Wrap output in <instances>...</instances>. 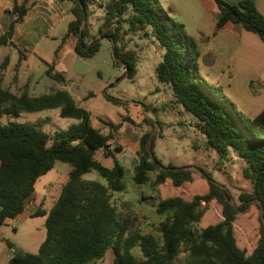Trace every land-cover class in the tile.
Listing matches in <instances>:
<instances>
[{"label": "trees", "instance_id": "16d2710c", "mask_svg": "<svg viewBox=\"0 0 264 264\" xmlns=\"http://www.w3.org/2000/svg\"><path fill=\"white\" fill-rule=\"evenodd\" d=\"M58 1L72 4L73 20L62 43L76 37L74 50L83 59L93 58L99 50L98 39L91 40L88 18L90 6L101 2L104 19L99 37L113 44L116 64H123L130 77L136 75L139 57L137 52L119 46L122 30L125 25L133 33L149 29L147 35L165 51L156 67L157 79L171 86L175 101L196 119V127L206 137L209 148L221 159L233 151L246 161L244 173L253 189L242 192L235 202L227 188L205 174L207 189L203 194L188 198L180 193L159 201L156 212L166 216L158 227L161 239L133 229L129 217L121 219L112 203L113 194L124 190L126 175V168L117 157L122 147L114 140L122 123L104 121L110 129L108 133L94 127L91 113L77 104L67 89L37 97L27 92L12 93L4 86L3 72L9 65L6 58L0 66V228L26 210L36 182L57 161L72 167L54 206L34 214L45 217L46 236L38 252L15 255L7 264H97L108 251L114 257L112 264H264V109L254 118L241 117L220 96L219 88L199 77L197 67L202 55L197 41L183 24L170 18L157 0ZM211 1L219 13L216 32L231 23L264 43V16L254 2ZM30 6V0L15 3L14 20L0 37V46L13 45L15 27L23 23ZM59 51L56 59L47 64L45 74L66 85L65 77L56 70ZM52 109H59L61 117L77 119L79 123L50 135L36 122L1 121L3 117L17 119L23 113ZM154 141L150 134L140 138L133 182L180 190L190 187L194 172L173 164L163 165L154 152ZM100 151L104 158L112 160L111 166L106 167L97 159ZM92 170L106 180V186L82 179ZM212 204L220 207L223 219L197 229ZM252 206L259 210L261 225L253 249L249 250L238 243L235 221ZM135 250L140 251V257Z\"/></svg>", "mask_w": 264, "mask_h": 264}, {"label": "rangeland", "instance_id": "374dc122", "mask_svg": "<svg viewBox=\"0 0 264 264\" xmlns=\"http://www.w3.org/2000/svg\"><path fill=\"white\" fill-rule=\"evenodd\" d=\"M157 1L174 22L184 25L190 36L212 35L213 16L203 0ZM97 4L90 6L88 18L91 40L98 39L99 42L97 54L89 59L75 55L76 37H71L64 45L63 51L60 50L58 53L62 63L57 70L64 73L67 79L66 85L56 83L46 76V65L43 61L46 56L41 51H36V55L27 54V57L21 61V66L20 55L16 51L14 53L13 50H8L12 58L8 73L11 75L16 73V64L18 68L21 66L29 71L36 81L34 92L36 97L67 89L75 101L91 113L92 125L100 128L104 133L110 130L104 125V121L122 123V128L114 134V140L122 147V152L117 157L125 166L126 175L123 179L124 190L113 194L112 203L116 206L121 219L129 217L133 229L153 235L159 240L161 236L158 227L166 220V216L156 212L159 201L180 193L188 198H193L195 194H203L207 189L205 174L227 188L235 202L239 201L242 192L250 193L253 184L244 173L247 167L246 161L233 151H230L227 158L221 159L212 148H209L206 137L196 127V119L175 101L171 86L157 79L156 67L162 61L165 51L151 35H147L149 29L146 32L133 33L125 25L122 30L119 46L137 52L139 57L136 75L128 76L124 65L116 64L113 44L108 39L99 37L98 30L104 19V12L101 10V2ZM67 13L70 17V12ZM71 18L73 20V17ZM67 23H63L51 34L60 37L67 31ZM55 41L56 44L50 42L55 46L58 40ZM200 46L204 51H208V44L200 43ZM224 55L225 51L221 49L217 63L224 60ZM1 61L2 58L0 63ZM219 66L218 64L208 66L205 60L200 58L197 73L209 86L219 88L220 96L241 117H256L264 108V93L253 83L243 80L241 78L243 75L237 74L233 76V81H230L226 73L221 72ZM206 70L210 72V77L206 76ZM27 82V78H23L22 88H25ZM5 84L4 82L6 87ZM10 120L20 123L36 122L50 135L79 123L77 119L61 117L59 109L23 113L17 119L3 117L1 121L7 123ZM144 134L154 137V152L163 165L173 164L176 167L189 168L194 172L195 179L190 187L180 190L173 189L169 185L156 187L148 183L139 186L133 182L134 167L137 164V146ZM97 159L106 167L112 165V160L104 158L102 151L98 153ZM71 169L69 164L57 161L54 168L36 182L34 198L36 200L45 198L43 202L45 211H49L56 203L57 194L67 183ZM82 179L107 185L106 180L95 170L85 174ZM222 219L220 207L212 204L203 222L196 227L200 230L208 225L217 224ZM260 223L259 210L255 206H252L246 214L237 217L235 230L241 247L253 249ZM45 236L43 216L27 217L17 230L5 226L0 229V240L5 239L12 243V249H9L10 258L24 253L36 254ZM135 253L138 257L141 256L139 250H135ZM113 258L112 252L108 251L103 260L98 261L97 264H112Z\"/></svg>", "mask_w": 264, "mask_h": 264}, {"label": "crops", "instance_id": "0c3cea01", "mask_svg": "<svg viewBox=\"0 0 264 264\" xmlns=\"http://www.w3.org/2000/svg\"><path fill=\"white\" fill-rule=\"evenodd\" d=\"M22 1L23 0H0V37L9 30V27L14 20L13 8L15 3ZM203 1L213 16L214 29L210 37L192 36L198 43V48L202 55L201 60L204 59L208 66H212L213 64L220 65L219 69H221L222 73H226L230 81H233V76L237 74L243 75L241 77L243 80H248L249 83H253L257 89L264 93V43L253 33L247 32L241 26L231 23L226 24L219 32H216V24L219 18L218 10L211 0ZM224 1L229 4H237L243 0ZM250 1L254 2L258 11L264 16V0ZM30 3L31 6L27 17L23 23L15 27L11 39L13 45L0 46V58H2L0 66L6 58H9V65L4 70L3 74L4 82L6 83L5 85L12 93L21 94L27 92L30 96L36 97V94L34 93L36 90V81L32 78L29 71L26 69L24 70V68L21 67V61L25 59L29 53L36 55V51H41L46 56V59L43 60L46 68L47 64H51L56 59L57 50H62L67 41L73 36L67 39L65 43H62V39L67 31L60 35V37H55L51 33L58 29L63 23L68 22L67 24L69 25L72 21V4L70 2H59L58 0H30ZM67 11L70 12V17H68V13L66 14ZM55 40H58V43L54 46L52 43H55ZM76 42L74 44V49ZM200 43L208 44V51H204L200 46ZM221 49L225 51L224 60L217 63V57L220 55ZM8 50H13L14 53L16 51L20 55L19 63L21 66L16 73L12 75L8 73V69L12 63V58L8 53ZM61 63L62 60L58 58L56 70ZM206 71V76L210 77V72L208 70ZM61 73L65 76L63 72ZM23 78H27L28 81L25 88H22ZM237 79L241 80L238 77ZM62 189L63 186L57 194L58 197L61 194ZM52 195L54 196V194ZM44 200V197L36 200L33 196V199L27 205L26 210L17 218L6 221L4 226L17 230L19 225L22 224L27 217L33 216L38 210H44ZM34 238H36V235ZM9 249H12V243L5 239L0 240V264L8 263L10 259L9 254H11L9 253L11 250Z\"/></svg>", "mask_w": 264, "mask_h": 264}]
</instances>
